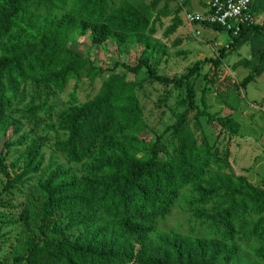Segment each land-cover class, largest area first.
<instances>
[{
  "label": "trees",
  "instance_id": "obj_1",
  "mask_svg": "<svg viewBox=\"0 0 264 264\" xmlns=\"http://www.w3.org/2000/svg\"><path fill=\"white\" fill-rule=\"evenodd\" d=\"M160 2L153 0L146 6L123 1L109 8L107 0H0V130L8 128L10 122L16 125L9 118L20 114L38 132L43 131L41 136L31 137L25 143L27 174L33 171L41 146L49 141L45 130L54 132L58 139L65 136L53 141L54 149L87 170L78 183L88 190L87 194L66 198L59 190L51 191L42 205L45 216L63 213L66 223L53 228L55 235L76 227L81 230L73 237L59 236L41 244L30 240L25 258H15L23 260L18 264H214L215 252H186L182 246L166 240L154 250L144 237L187 185H192L200 200L209 205L208 218L227 237L232 238L236 232L246 233L248 223L253 227L251 236L264 235V190L250 184L244 176L210 173L214 166L226 163L229 151H218L210 144L200 119L217 122L226 133L234 135L240 125L230 116L211 114L204 95L200 109L194 87L202 64L210 63L214 70L219 68L224 54L245 36L264 32V21L244 29L220 48L216 57L196 61L179 77L158 74L144 51L139 57L131 56L127 63H115L109 70L96 66L93 60L68 46L74 33L84 34L88 29L94 45L108 39L120 42L146 31L153 33L155 25L149 27L150 18L155 24L160 16L169 13L172 18L167 32L173 33L181 24V7L175 6L171 12L165 3L156 10ZM186 3L183 0V6ZM143 38L144 35L140 37ZM258 57L261 63L264 48ZM118 65L124 68L122 73L114 71ZM256 71L254 68L239 81L238 89L245 88ZM142 72L145 78L141 82L126 77L129 73L138 77ZM98 78L101 83L93 96L59 110L54 122L44 121L42 115L54 118L50 102L68 84L74 83L75 96L82 80L93 83ZM144 82L171 85L176 91V105L181 108L175 112L174 122L155 134L149 144L140 139L146 125L137 90ZM28 87L32 89L30 93H26ZM14 130L20 131V126H14ZM167 134L170 143L163 140ZM21 144V139L6 143V153ZM0 173L5 189L13 188L27 175L11 178L1 160ZM71 185L64 182L61 187ZM252 214L263 216L254 221ZM85 215L89 221L84 219ZM99 215L105 227L96 234ZM20 218L24 224L29 223L28 208L20 207ZM125 240L130 244L128 251L122 248ZM137 244L141 247L136 248ZM259 253L264 259V247Z\"/></svg>",
  "mask_w": 264,
  "mask_h": 264
},
{
  "label": "rangeland",
  "instance_id": "obj_2",
  "mask_svg": "<svg viewBox=\"0 0 264 264\" xmlns=\"http://www.w3.org/2000/svg\"><path fill=\"white\" fill-rule=\"evenodd\" d=\"M123 1L147 6L153 0H107V4L112 8ZM165 3L172 12L176 6L175 0H161L156 10ZM261 9L257 12V23L264 21V7ZM171 18L172 13L162 15L154 24L151 17L149 27L155 25V31H146L142 34L143 39H140V35L120 42L108 39L101 45H94L88 29L84 34L74 33L68 46L93 60L96 66L109 70L115 63H127L131 56L139 57L144 51L157 73L171 78L179 77L196 61L216 57L218 50L229 44V34L225 30L215 34L211 29L209 32L199 28V34L196 35L195 31L192 32L182 22L173 33H168ZM255 34L261 36L258 43L245 38L224 54L219 68L214 70L210 63L202 64L194 78V87L200 109V98L204 95L211 114L218 117L230 116L240 125L237 134H229L217 122L208 123L206 117H201L200 124L210 144L217 147L218 151L224 148L229 151L226 163L214 166L210 173L221 171L233 177L244 176L250 184L264 190V58L259 63V51L257 52L258 49L264 48V32ZM254 68H257V71L253 79L245 88L238 89V82ZM114 71L122 73L124 68L118 65ZM126 77L141 82L145 74L142 72L138 77H134L129 73ZM100 83V78L95 79L93 83L82 80L76 88L75 96L72 94L74 83L68 84L65 91L57 93L50 102L54 118L42 115L44 121L54 122L55 114L69 105H74L73 101L85 102L96 93ZM31 91L28 87L26 93ZM137 95L143 106V121L146 125V132L140 135V139L149 144L155 134L163 132L167 125L174 122V114L181 108L176 105V91L171 85L164 87L157 82H144L137 90ZM9 120L15 121L16 125L20 126V131L14 130L16 125L12 122L4 131L0 130V160L5 164L10 177L17 178L21 174H27L23 159L25 143L31 137L41 136L43 131L38 132L20 114H13ZM45 133L49 141L41 146L35 165L31 169L33 171L25 175L20 183H16L11 189H5V179L0 173V260L7 263L23 262L16 261L15 258H25L30 240L41 244L47 239L53 240L59 236L73 237L81 230L76 227L62 232L59 236L55 235L53 228L57 224L66 223L63 213L57 211L51 216H45L42 210V205L51 191L59 190V194L66 198L83 196L88 192L84 186L78 185L82 181L81 178L87 175L86 166L70 162L64 154L56 151L52 145L53 141L58 139L55 133L51 130H45ZM62 136L60 135V139L65 137ZM17 139H21V146H12L10 152L6 153L5 144H11ZM163 140L170 143L171 138L167 134ZM64 182L72 183L71 187L62 189ZM208 206L200 200L192 185L185 186L171 209L158 219L144 236L146 242L154 250L166 240L182 246L186 252L196 249L212 251L217 254L214 264H264V259L259 253L260 248L264 247V235L251 236L253 227L248 223L246 233L236 232L232 238L227 237L221 228L211 223L207 216ZM20 207L29 209L28 224H24L20 218ZM262 216L252 214L251 218L258 221ZM84 219L90 220L88 215H85ZM97 222L95 233L99 234L104 226L102 215H99ZM135 246L141 247L140 244ZM122 248L126 251L130 249L127 240L123 241Z\"/></svg>",
  "mask_w": 264,
  "mask_h": 264
},
{
  "label": "built area",
  "instance_id": "obj_3",
  "mask_svg": "<svg viewBox=\"0 0 264 264\" xmlns=\"http://www.w3.org/2000/svg\"><path fill=\"white\" fill-rule=\"evenodd\" d=\"M251 2L252 0H210L203 10L193 11L183 6V0H177L182 8V19L192 32L195 31L198 35L199 28L206 27L212 30L220 28L228 32L230 42L237 38L244 29L257 24Z\"/></svg>",
  "mask_w": 264,
  "mask_h": 264
},
{
  "label": "crops",
  "instance_id": "obj_4",
  "mask_svg": "<svg viewBox=\"0 0 264 264\" xmlns=\"http://www.w3.org/2000/svg\"><path fill=\"white\" fill-rule=\"evenodd\" d=\"M210 0H187V3L185 4V8L188 9V10H193V11H200V10H203L206 6V4L209 2ZM251 7L255 13V16H256V20H257V12H259L260 10H262L261 8L264 7V0H252L251 2ZM181 18V22L185 25H187L183 19H182V14L180 16ZM258 22V21H257ZM188 26V25H187ZM189 28V26H188ZM205 30H208L209 32L212 30H209V28H203ZM215 32V34H217L219 31L218 30H213ZM260 35L258 34H249L247 36L244 37L247 38V39H253L254 42L258 43L259 40H260ZM214 39V38H213ZM243 39V40H244ZM261 49H258L257 52L259 51L260 52Z\"/></svg>",
  "mask_w": 264,
  "mask_h": 264
},
{
  "label": "bare ground",
  "instance_id": "obj_5",
  "mask_svg": "<svg viewBox=\"0 0 264 264\" xmlns=\"http://www.w3.org/2000/svg\"><path fill=\"white\" fill-rule=\"evenodd\" d=\"M175 2H176V6H179L178 3H177V0H175ZM179 7H180V6H179ZM181 13H182V8H181ZM189 28H190V27H189Z\"/></svg>",
  "mask_w": 264,
  "mask_h": 264
}]
</instances>
